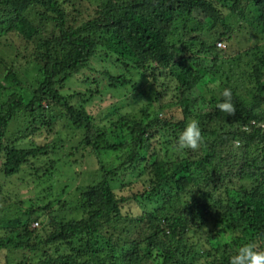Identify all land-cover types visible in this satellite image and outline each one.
<instances>
[{"label":"trees","instance_id":"16d2710c","mask_svg":"<svg viewBox=\"0 0 264 264\" xmlns=\"http://www.w3.org/2000/svg\"><path fill=\"white\" fill-rule=\"evenodd\" d=\"M65 1L72 0H0V45L10 37L36 73L32 91L7 93L4 85L18 86L19 74L15 62L0 61V149L7 151L0 197L6 180L47 154L46 146L7 149L11 124L22 117L32 129L44 103L82 131L78 149L92 152L100 175L78 190L79 219L60 217L68 212L63 200L42 203L49 195L24 209L19 201L16 214L0 219V250L18 252L16 264H229L250 242L264 252V0H95L85 21ZM230 10L234 20L248 19L257 42L232 54L216 45L233 36ZM197 16L207 30L196 27ZM96 59L117 70L101 73L109 88L130 85L138 70L160 88L147 98L160 104L171 96L153 111V103L142 107L138 119L118 116L113 127L124 142H109L94 124L91 95L73 103L57 90ZM224 88L232 89L233 115L217 108ZM193 121L202 143L175 151ZM117 151L118 166L103 168L99 154ZM131 201L138 209H127ZM7 211L11 205L0 210ZM41 217L46 227L30 229Z\"/></svg>","mask_w":264,"mask_h":264},{"label":"rangeland","instance_id":"374dc122","mask_svg":"<svg viewBox=\"0 0 264 264\" xmlns=\"http://www.w3.org/2000/svg\"><path fill=\"white\" fill-rule=\"evenodd\" d=\"M62 1L60 0L61 3ZM95 4V0H72L71 2L65 1L62 5L66 7V11L75 20L85 21L93 16ZM246 10L249 11L250 9ZM245 14L247 16V13ZM232 16H234L232 10L228 14L225 12L227 25L233 29L232 38L226 40V42L216 40V43H221V46L216 44L218 49L226 50V52L231 54L246 50L257 43H255L256 39L252 35H247L248 19L236 21ZM195 25L202 30L208 29V21L205 22L204 17L197 16ZM237 27L240 30L236 29ZM11 40L9 37L0 45V61L4 59L8 63H16L20 84L18 86L5 84L4 87L7 89V93L21 95L26 90L31 89L32 91V88L35 87V65L27 66L25 64L22 58V50L16 44L12 46L14 42ZM10 43L11 46L7 47ZM14 52L17 53V57L12 56ZM106 67L111 71V75L118 74L117 70L109 64L96 59L91 61L78 74L71 76L65 84L59 88L57 87V90L65 98L72 97L71 101L73 103L78 102L81 96L91 95L93 99L86 108L92 111L94 124L105 127L109 142L117 144L120 141L124 142L127 140H125L124 132L116 131L113 127V124L119 119L118 116H124L125 119H138L142 107L153 103L154 108H150L153 111L160 104L167 105L171 100V96L168 95L160 104H156L153 102L154 100L151 101L154 97L153 94L151 98H147L149 94L144 95V93L150 89L154 91L160 90V88L156 87V84H152L151 80L147 79L148 76L138 70L130 74V85L120 88H109L111 84L101 74ZM242 75L247 77V72H243ZM93 80L96 81L94 84L91 83ZM145 98H147L146 101ZM1 100L2 98L0 97ZM46 105L44 103L46 111L41 114L38 123L33 125L32 129L31 125L26 127L22 117L9 127L7 138L8 143H12V145L7 147L9 151L13 148L20 150V148L27 149L37 146H46L48 149L46 155L33 161L31 166H24L19 175L5 181V189L2 197H0V210L3 206L11 205V212H0V219L2 216L12 217V214H16L17 210L22 207V205L18 204L19 201L23 202L22 209H24L28 205L29 199H38L39 205L48 201L63 200L67 204L68 212L67 214L62 212L63 214L60 217L65 220L79 219L82 217V212L76 204L79 198L78 190L94 182L97 175H100L101 167L92 152L78 149L82 131L74 129L59 110L49 111ZM26 128L30 129L26 130ZM153 143L158 144L157 142ZM6 154L7 151L3 148L0 149V167ZM119 156V151L100 153L99 160L103 168L117 167L120 163ZM51 165H53V169L50 168ZM33 168H36V170ZM2 181L0 174V183ZM48 195L50 197L41 203L40 199ZM134 207L138 209V205L131 201L127 209ZM37 221L38 225L32 223L30 229L37 230L46 227L43 225V223H46L45 217H41ZM47 256L48 252L46 251L43 257ZM20 259L21 256L18 252L0 250V264H16Z\"/></svg>","mask_w":264,"mask_h":264},{"label":"clouds","instance_id":"9594fccd","mask_svg":"<svg viewBox=\"0 0 264 264\" xmlns=\"http://www.w3.org/2000/svg\"><path fill=\"white\" fill-rule=\"evenodd\" d=\"M222 102L217 104L220 112L233 115L236 112L235 106L232 102L233 94L231 88H224L220 93ZM201 129L197 122L188 123L183 131L180 133L174 150L177 152L186 149H197L202 143ZM37 225V224H36ZM255 242L247 243L237 250V254L229 258V264H264V252L256 250Z\"/></svg>","mask_w":264,"mask_h":264},{"label":"built area","instance_id":"2783aa9c","mask_svg":"<svg viewBox=\"0 0 264 264\" xmlns=\"http://www.w3.org/2000/svg\"><path fill=\"white\" fill-rule=\"evenodd\" d=\"M218 46H221V43H217Z\"/></svg>","mask_w":264,"mask_h":264}]
</instances>
